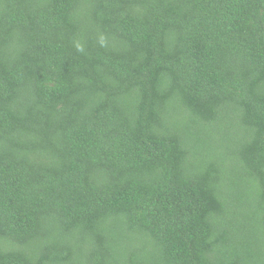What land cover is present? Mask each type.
<instances>
[{
    "label": "trees",
    "instance_id": "trees-1",
    "mask_svg": "<svg viewBox=\"0 0 264 264\" xmlns=\"http://www.w3.org/2000/svg\"><path fill=\"white\" fill-rule=\"evenodd\" d=\"M0 264H264V0H0Z\"/></svg>",
    "mask_w": 264,
    "mask_h": 264
}]
</instances>
